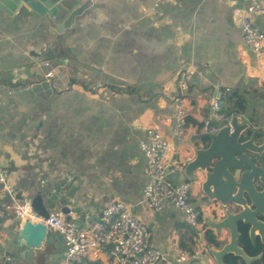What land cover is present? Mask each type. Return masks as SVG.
<instances>
[{
    "label": "crops",
    "instance_id": "0c3cea01",
    "mask_svg": "<svg viewBox=\"0 0 264 264\" xmlns=\"http://www.w3.org/2000/svg\"><path fill=\"white\" fill-rule=\"evenodd\" d=\"M77 1L54 21L23 0H0V161L24 201L44 186L60 187L57 208L67 206V219L90 226L111 200H122L147 224L154 247L187 249L184 213L143 203L141 143L147 128L172 137L182 70L191 71L183 94L190 126L173 139L172 161L194 156L188 136L199 132L216 89L243 94L254 120L261 113L252 104L256 98L263 104L264 57L247 46L237 18L250 0ZM253 20L264 30V14ZM98 81L102 88L94 87ZM193 196L196 204L207 202L198 182ZM16 217L0 186V243L10 239ZM219 237L230 241L226 231ZM64 249L54 242L47 263L63 264ZM111 261L108 248L88 258V264ZM31 264H38L35 256Z\"/></svg>",
    "mask_w": 264,
    "mask_h": 264
},
{
    "label": "built area",
    "instance_id": "2783aa9c",
    "mask_svg": "<svg viewBox=\"0 0 264 264\" xmlns=\"http://www.w3.org/2000/svg\"><path fill=\"white\" fill-rule=\"evenodd\" d=\"M253 14H264L262 0H250L246 10L238 13V23L241 26L247 46L264 57V30L253 20ZM50 67L49 62H44ZM54 75L50 69L46 77ZM191 71L182 70L179 76L180 95L174 97L177 108L172 137H167L159 128H147L146 138L141 143V149L146 156L147 183L143 189V203L152 211L161 212L167 206H173L184 213L185 223L199 234L197 248L189 251L179 244L173 243L166 251L153 246L151 231L147 224L135 216L133 208L125 201L111 200L101 215L90 226L85 222L67 219L60 212H51L44 223L50 230L58 231L64 237L63 264H88L91 254L108 248L113 264H202L204 254L209 245L204 239L207 230L206 222L223 214L219 202L196 204L193 196V184L185 168L193 157L172 161L169 159L173 139L182 138L188 131L190 123L185 105V92L189 89ZM95 88H102V82L95 83ZM230 88L216 89L210 99L209 113L199 124L198 131L217 133L223 126L232 130V115H227L224 100L225 92ZM242 120V116H240ZM170 121L169 118H166ZM246 121V119H245ZM264 141V136L262 137ZM184 174V181L177 187L167 177V171ZM0 186L9 200V207L15 211L16 220L25 219V214H34L30 201L21 199L19 192L9 180L8 171L0 161Z\"/></svg>",
    "mask_w": 264,
    "mask_h": 264
},
{
    "label": "water",
    "instance_id": "95a60500",
    "mask_svg": "<svg viewBox=\"0 0 264 264\" xmlns=\"http://www.w3.org/2000/svg\"><path fill=\"white\" fill-rule=\"evenodd\" d=\"M32 11L42 17L50 15L54 21H63L78 4L77 0H23ZM235 89L225 92V101L235 93ZM232 130L223 126L217 133L199 132L192 135L190 142L195 146L194 156L186 165L185 174L189 179L199 183L202 193L208 202H219L223 214L206 222L207 230L212 231L221 246L209 245L202 264H228L230 258H243L245 264H264V211L259 198L264 192H258L254 180L263 183L264 168L252 163L248 151L262 153L264 141L259 136L261 144H256L260 131L253 130L251 138L246 139L251 124L241 120L239 115L231 119ZM167 177L179 187L184 181V174L167 171ZM39 189L31 200L33 213L39 220H16L7 233L10 239L0 243V264H48L52 244L63 243L64 237L58 231L52 232L44 223L51 212H61L67 215V206L57 208L56 202L62 198L61 188ZM65 189L62 190V193ZM248 204L253 209L249 210ZM56 209V211H53ZM261 216V217H260ZM230 234V241L225 242L219 237L224 232ZM246 231L256 251L257 256H251L241 246V237Z\"/></svg>",
    "mask_w": 264,
    "mask_h": 264
},
{
    "label": "trees",
    "instance_id": "16d2710c",
    "mask_svg": "<svg viewBox=\"0 0 264 264\" xmlns=\"http://www.w3.org/2000/svg\"><path fill=\"white\" fill-rule=\"evenodd\" d=\"M247 103L245 96L239 92L234 94L229 101H226V111L228 115H244L247 113ZM187 226V225H186ZM188 227V226H187ZM189 228V227H188ZM199 237V234L196 233L194 230L189 228L187 239L190 241L189 251H192L195 248L197 238ZM242 239H247V233L244 231ZM206 240L208 244L214 245L216 247H220L221 244L216 239L215 235L212 233V231L208 230L206 232ZM185 249V248H184ZM252 254H256V251H251ZM228 264H245L243 258L236 257L233 260L230 258L227 260Z\"/></svg>",
    "mask_w": 264,
    "mask_h": 264
},
{
    "label": "flooded vegetation",
    "instance_id": "af4514ba",
    "mask_svg": "<svg viewBox=\"0 0 264 264\" xmlns=\"http://www.w3.org/2000/svg\"><path fill=\"white\" fill-rule=\"evenodd\" d=\"M251 135H252V131H250L248 133L246 139L249 140L251 138ZM255 143L256 144H261L262 143V141H260V139H259V134L257 136V139L255 140ZM248 154L251 157L252 163H254V164H256V165L261 166V167L264 168V150H263L262 153H259V152L254 153V152L248 151ZM254 183H255L256 190L258 192H264V177H263V183H260L256 179L254 180ZM259 202H260V205H261V209L264 211V196L263 197L261 196L259 198ZM248 208H249V210H252L253 209V207L250 204H248ZM240 244L246 250V252L248 254H251V256H257L261 252V251H256L253 248L252 240L250 239V237L248 235H247V239L246 240L242 239V237H241ZM253 250L256 251V254H252L251 253V251H253Z\"/></svg>",
    "mask_w": 264,
    "mask_h": 264
},
{
    "label": "rangeland",
    "instance_id": "374dc122",
    "mask_svg": "<svg viewBox=\"0 0 264 264\" xmlns=\"http://www.w3.org/2000/svg\"><path fill=\"white\" fill-rule=\"evenodd\" d=\"M254 107H257V108H259V110H261V113L260 114H257V116H255V120H254V117H251V114H249V112H248V109H249V107L247 106V109H246V111H247V113H248V115H249V118L247 117V113L246 114H244L245 115V117L244 116H242V118H243V120H247L250 124H251V128H250V131H252L253 132V130H258V131H260V135L259 136H261V137H263L264 136V100H263V104H260V98H256L255 100H254V103L252 104ZM254 109H252L251 108V112L253 111ZM228 115V114H227ZM233 116V115H232ZM240 116V115H239ZM252 121H256V123L254 122L253 124H252ZM257 121H259V123L257 122ZM256 125H260L259 127L257 126L256 127ZM249 131V132H250ZM200 132V131H199ZM199 132H197V133H199ZM187 133H188V131L184 134V136L182 137V138H184L185 137V135H187ZM196 133V134H197ZM191 135H189L188 136V139H189V142H190V139H191ZM191 143V142H190ZM195 198V197H194ZM204 239H205V241L207 242V240H206V232L204 233Z\"/></svg>",
    "mask_w": 264,
    "mask_h": 264
},
{
    "label": "bare ground",
    "instance_id": "6f19581e",
    "mask_svg": "<svg viewBox=\"0 0 264 264\" xmlns=\"http://www.w3.org/2000/svg\"><path fill=\"white\" fill-rule=\"evenodd\" d=\"M27 215H28V213H26V214H25V217H24L25 219H28V218H30V217H29L30 215L28 216V218H26V216H27Z\"/></svg>",
    "mask_w": 264,
    "mask_h": 264
},
{
    "label": "clouds",
    "instance_id": "9594fccd",
    "mask_svg": "<svg viewBox=\"0 0 264 264\" xmlns=\"http://www.w3.org/2000/svg\"><path fill=\"white\" fill-rule=\"evenodd\" d=\"M224 100H225V98H224ZM225 104H226V101H225ZM187 225V224H186ZM207 232V231H206Z\"/></svg>",
    "mask_w": 264,
    "mask_h": 264
}]
</instances>
